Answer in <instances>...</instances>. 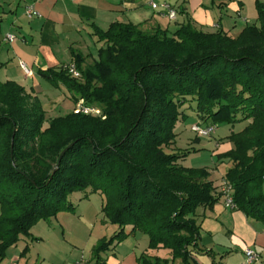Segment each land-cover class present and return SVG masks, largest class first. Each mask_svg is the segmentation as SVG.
Wrapping results in <instances>:
<instances>
[{
    "label": "trees",
    "instance_id": "16d2710c",
    "mask_svg": "<svg viewBox=\"0 0 264 264\" xmlns=\"http://www.w3.org/2000/svg\"><path fill=\"white\" fill-rule=\"evenodd\" d=\"M256 10L258 25L236 37L190 20L173 30L92 26L97 58L85 64L71 52L78 79L63 66L38 75L100 116L46 118L35 96L0 82V263L36 222L74 211L71 193L99 192L105 223L117 231L97 242L93 264L136 233L147 236L148 250L169 256L143 253L137 264H189L200 252L197 209L218 200L208 170L179 163L191 150L167 152L189 108L205 126L248 122L217 157L231 162L224 180L235 209L264 225V5Z\"/></svg>",
    "mask_w": 264,
    "mask_h": 264
},
{
    "label": "crops",
    "instance_id": "0c3cea01",
    "mask_svg": "<svg viewBox=\"0 0 264 264\" xmlns=\"http://www.w3.org/2000/svg\"><path fill=\"white\" fill-rule=\"evenodd\" d=\"M151 2L160 3V0H0V82H14L31 94L36 87L48 84L43 78H39L38 71L58 70L72 63V51L80 53L86 64L92 51L97 53L99 47L92 26L106 30L111 23L119 22L173 30L179 24L190 20L204 32L223 31L231 37H236L245 27L258 25L256 2L264 5V0H168L176 12L175 19L170 20L165 14L153 10ZM27 6H32L38 16L28 19L24 14ZM7 35H13L15 39L9 42L5 40ZM20 63H24L31 71L30 76L25 75ZM65 102L63 105L67 108L73 106L68 98ZM247 123L227 126L230 127L231 133H237ZM202 125L205 126L206 123ZM214 126L216 129L217 126ZM180 128L181 124L176 128L178 135ZM195 140L200 141L198 138ZM220 144L210 143L213 146L209 150L216 152ZM203 149L206 148L202 147ZM226 161L227 170L231 167V162ZM226 170L221 175V184ZM209 173V180L213 183L214 195L218 200L211 209H197L196 220L200 226L197 247L200 252L192 253L189 264H247V249H252L259 255L258 261L251 264H264V225L250 219L241 211L227 209L220 198L221 185L218 186L212 179V172ZM88 197L89 194L81 196ZM59 216L65 215L58 214L55 218L58 219ZM108 225L106 223L100 227L101 230ZM96 226L95 224L93 228L96 229ZM112 227L113 235L117 226ZM65 234L62 231L63 238ZM139 235L140 233H136L129 236L115 248L102 254L104 264H137V258L140 256L137 241ZM55 239L62 246L63 241L58 234ZM98 239L97 242L100 240ZM32 241V237L21 236L17 244L6 251L0 264H54L52 256L48 255L50 253L45 252L36 253L43 255L40 262L39 258L17 257L30 248ZM147 247L148 243L141 254L169 257L166 251H150ZM174 264H180V261L176 260Z\"/></svg>",
    "mask_w": 264,
    "mask_h": 264
},
{
    "label": "rangeland",
    "instance_id": "374dc122",
    "mask_svg": "<svg viewBox=\"0 0 264 264\" xmlns=\"http://www.w3.org/2000/svg\"><path fill=\"white\" fill-rule=\"evenodd\" d=\"M94 58H97L95 50L87 58V64L92 63ZM39 78L41 77L39 76ZM31 94L40 101L46 113V118L63 116L75 109L74 105L70 108L63 105L67 101V98L69 100L71 93L62 85L56 86L45 83L41 87H36L34 91L32 90ZM184 112L187 118L181 124L180 135H178L175 145L167 150V152H171L173 149L176 152L191 150V153L185 156V158L180 159L179 163L184 167L206 169L212 172L213 181L220 186L221 175L228 166V161H226L228 159H220L221 161L218 163L219 159L217 155L225 154L233 148L232 142L228 139L231 135L230 127L226 124H217L211 138H200L191 132V127L194 124H200L201 120L198 116L193 115L192 108ZM196 138L200 139V141L197 142ZM216 142H220L221 144L219 149L213 153L209 150L213 146L210 143L214 144ZM202 147L206 149L202 150ZM262 190L264 193V184ZM82 194V192H73L69 195V200L77 208L74 211L61 212L59 214L63 213L65 216H59L58 219L51 217L36 222L29 230L30 237L34 241H32L30 248L24 254L20 253L17 257L26 259L39 258L40 262L43 255H36V253L45 252L50 253L48 255L52 256L51 260L54 264H73L81 261L86 264H92V251L97 244V239L104 237L109 239L112 236L113 225L108 223L107 227H104L102 230L100 228L106 225L102 212L104 197L99 192L90 193L88 198H81ZM220 198L223 200L222 197ZM95 224L97 225L96 229L93 228ZM62 231L66 233L64 238L61 235ZM56 234L63 241L62 246L56 241ZM137 241L139 243V255H141V252L145 250L148 243L147 236L140 234Z\"/></svg>",
    "mask_w": 264,
    "mask_h": 264
},
{
    "label": "built area",
    "instance_id": "2783aa9c",
    "mask_svg": "<svg viewBox=\"0 0 264 264\" xmlns=\"http://www.w3.org/2000/svg\"><path fill=\"white\" fill-rule=\"evenodd\" d=\"M151 8L153 10L158 11L161 14H165L170 20L175 19L176 17V12L172 8V6L169 4L168 0H160V3H154L151 2ZM25 16L28 19H31L33 17L38 16V13L34 10L32 6H27L24 11ZM15 39L13 35H7L5 40L11 42ZM20 67L25 73V75L30 76L31 71L26 67L24 63H20ZM63 69L72 77L75 79H78L80 77V72L76 69L73 63L67 64L63 66ZM75 113L81 112L83 114H92L95 116H100L101 113L97 109L93 108H88L85 107L84 103L82 100H79L77 105L75 106L74 109ZM215 131V126L213 125H207V126H202L200 124H194L191 127V132L194 133L197 137L200 138H208L211 137V135ZM221 189L219 193L221 194V197L223 198L224 206L227 209H235V206L232 201V189L231 186L224 180L221 184ZM259 255L256 251L252 249H247L245 251V260L247 264H251L253 262L258 261ZM73 264H85L83 261L81 262H75Z\"/></svg>",
    "mask_w": 264,
    "mask_h": 264
},
{
    "label": "water",
    "instance_id": "95a60500",
    "mask_svg": "<svg viewBox=\"0 0 264 264\" xmlns=\"http://www.w3.org/2000/svg\"><path fill=\"white\" fill-rule=\"evenodd\" d=\"M64 152H65V151H64ZM64 152L60 155L59 160L61 159V157H62V155L64 154ZM58 165H59V163L57 164L56 168H58Z\"/></svg>",
    "mask_w": 264,
    "mask_h": 264
}]
</instances>
